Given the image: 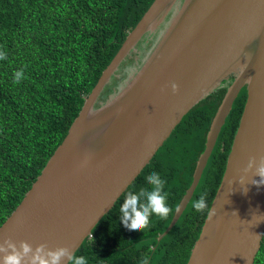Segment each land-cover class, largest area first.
<instances>
[{"label": "water", "instance_id": "obj_1", "mask_svg": "<svg viewBox=\"0 0 264 264\" xmlns=\"http://www.w3.org/2000/svg\"><path fill=\"white\" fill-rule=\"evenodd\" d=\"M156 30L157 41L139 67L106 100H98L121 62ZM224 81L229 84L209 124L191 184L158 238L184 210L245 87L224 171L186 264H253L264 233V185H253L251 180L260 177L242 169L250 157L264 155V0H153L0 225V240H27L33 247L67 245L75 252L182 117ZM171 82L179 84L178 93H172ZM86 157L89 162L81 167ZM240 176H245L243 184Z\"/></svg>", "mask_w": 264, "mask_h": 264}, {"label": "trees", "instance_id": "obj_2", "mask_svg": "<svg viewBox=\"0 0 264 264\" xmlns=\"http://www.w3.org/2000/svg\"><path fill=\"white\" fill-rule=\"evenodd\" d=\"M153 0H0V225L21 201L61 143L86 96L127 33ZM160 30L147 33L104 86V101L150 53ZM134 53V54H132ZM135 57V58H134ZM24 78L14 83V73ZM127 72V71H126ZM116 73L120 74L118 77ZM234 75H230L232 79ZM229 81L195 104L172 130L149 163L119 196L75 251L87 264H186L216 189L246 99L241 88L218 134L191 200L161 238L191 184L196 160ZM152 172L165 181L167 217L153 215L149 226L132 231L119 211L128 191L151 188ZM207 193V208L193 207ZM253 264H264V233Z\"/></svg>", "mask_w": 264, "mask_h": 264}, {"label": "clouds", "instance_id": "obj_3", "mask_svg": "<svg viewBox=\"0 0 264 264\" xmlns=\"http://www.w3.org/2000/svg\"><path fill=\"white\" fill-rule=\"evenodd\" d=\"M6 58V52L0 51V59ZM126 71L131 72L134 69H126ZM23 78L22 69L14 73V83H19ZM170 88L173 94L180 90V86L176 82H171ZM88 162L89 158L86 157L81 167L86 166ZM242 171L245 174L252 173L253 176L260 177L258 180H251L253 185L257 187L264 185V155H261L259 160L255 156L250 157ZM239 179L243 184L245 176H240ZM146 181L148 185H151V188H142L138 193L128 191L119 209L123 225L132 231H141L147 228L153 215L164 218L171 211L167 204L168 194L164 191L165 181L156 172L149 174ZM244 191L246 192L247 188ZM206 197L207 193H202L199 199L193 203L196 211L202 212L207 208ZM211 215H215V212H211ZM147 260L148 258L144 257L141 264H147ZM65 261L67 264H87L86 258L82 255L77 256L71 246L50 248L47 243H40L33 247L27 240L17 242L11 237L0 240V264H64Z\"/></svg>", "mask_w": 264, "mask_h": 264}, {"label": "flooded vegetation", "instance_id": "obj_4", "mask_svg": "<svg viewBox=\"0 0 264 264\" xmlns=\"http://www.w3.org/2000/svg\"><path fill=\"white\" fill-rule=\"evenodd\" d=\"M131 72H132V71H131ZM200 177H201V176H200ZM199 181H200V178H199V180H198L196 186L199 184ZM196 186H195V188H196ZM188 187H189V186H188ZM195 188H194V190H195ZM194 190H193V193H194ZM193 193H192V195H193ZM192 195H191V197L189 198V201L191 200ZM181 198H182V197H181ZM189 201H188V203H189ZM179 202H180V201H179ZM188 203L186 204V206L188 205ZM177 205H178V204H177ZM186 206H185V208H186ZM185 208H184V210H185ZM184 210H183V211H184ZM183 211H182V213H183ZM173 213H174V212H173ZM182 213H181V214H182ZM181 214H180V216H181ZM172 216H173V215H172ZM180 216H179V217H180ZM179 217H178V219H179ZM178 219H177V220H178ZM170 221H171V220H170ZM175 223H176V222H175Z\"/></svg>", "mask_w": 264, "mask_h": 264}, {"label": "rangeland", "instance_id": "obj_5", "mask_svg": "<svg viewBox=\"0 0 264 264\" xmlns=\"http://www.w3.org/2000/svg\"><path fill=\"white\" fill-rule=\"evenodd\" d=\"M132 54H134V53H132ZM134 58H135V57H134ZM123 70H124V72H125V79H126V78H127L132 72H129V71L126 72V71H125V68H123ZM119 75H121V73H120V74H119V73H118V74L116 73V76H117V77H118ZM125 79H124V80H125ZM124 80H123V81H124Z\"/></svg>", "mask_w": 264, "mask_h": 264}]
</instances>
